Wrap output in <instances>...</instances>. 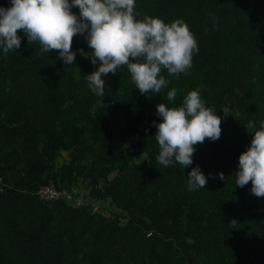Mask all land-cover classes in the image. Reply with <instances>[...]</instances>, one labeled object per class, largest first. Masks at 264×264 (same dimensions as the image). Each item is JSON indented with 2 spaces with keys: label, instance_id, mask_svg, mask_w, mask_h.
<instances>
[{
  "label": "trees",
  "instance_id": "trees-1",
  "mask_svg": "<svg viewBox=\"0 0 264 264\" xmlns=\"http://www.w3.org/2000/svg\"><path fill=\"white\" fill-rule=\"evenodd\" d=\"M135 11L182 19L197 41L188 73L163 70L159 93L141 94L121 66L96 96L84 77L98 64L77 52L91 51L81 35L71 66L21 30L19 49H0V264H264V197L251 182L236 187L234 173L252 140L247 122L254 132L264 121V0H136ZM197 89L221 136L194 145L192 165L164 167L156 106ZM194 167L210 178L189 191Z\"/></svg>",
  "mask_w": 264,
  "mask_h": 264
},
{
  "label": "clouds",
  "instance_id": "clouds-1",
  "mask_svg": "<svg viewBox=\"0 0 264 264\" xmlns=\"http://www.w3.org/2000/svg\"><path fill=\"white\" fill-rule=\"evenodd\" d=\"M10 4L0 7V49L4 53L19 49L21 37L17 33L21 30L29 44L39 43L42 54L56 51L58 60L71 66L76 57L73 37L84 36L91 51L77 52L92 65L98 64L96 71L84 77L98 97H104L102 76L116 74L121 66H126L141 94L159 93L169 83L162 71L170 76L187 74L193 54L199 50L184 20L165 23L147 15L137 19L136 0H10ZM73 8L79 9V16ZM176 95L175 88L168 91V101H174ZM100 106L104 107L101 101ZM221 111L226 117L232 108L225 105ZM216 113L205 105L199 89L190 91L179 106L159 103L156 115L162 122L153 121L159 146L157 161L164 167L174 166L173 161L183 168L192 165L194 145L221 136L222 118ZM245 129L252 140L238 158L236 187L251 182V193L264 197V121L253 132L255 122L249 120ZM218 175L224 179L223 173ZM209 178L199 167L192 168L187 176L188 190L204 189Z\"/></svg>",
  "mask_w": 264,
  "mask_h": 264
},
{
  "label": "built area",
  "instance_id": "built-area-1",
  "mask_svg": "<svg viewBox=\"0 0 264 264\" xmlns=\"http://www.w3.org/2000/svg\"><path fill=\"white\" fill-rule=\"evenodd\" d=\"M65 192L63 189L60 190H54L52 188H44L43 190H41L39 192L40 195L45 196L46 198H56L59 194H64L66 197H69L68 193ZM75 202L78 204L79 200L76 199ZM99 205L95 204L92 209L91 212H97L99 211Z\"/></svg>",
  "mask_w": 264,
  "mask_h": 264
},
{
  "label": "rangeland",
  "instance_id": "rangeland-1",
  "mask_svg": "<svg viewBox=\"0 0 264 264\" xmlns=\"http://www.w3.org/2000/svg\"><path fill=\"white\" fill-rule=\"evenodd\" d=\"M62 156L64 157V158H66V153H62ZM138 158V157H137Z\"/></svg>",
  "mask_w": 264,
  "mask_h": 264
}]
</instances>
